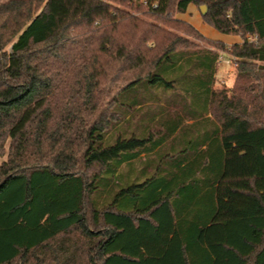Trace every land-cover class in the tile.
<instances>
[{
	"label": "trees",
	"instance_id": "16d2710c",
	"mask_svg": "<svg viewBox=\"0 0 264 264\" xmlns=\"http://www.w3.org/2000/svg\"><path fill=\"white\" fill-rule=\"evenodd\" d=\"M0 264H264V0L1 3Z\"/></svg>",
	"mask_w": 264,
	"mask_h": 264
},
{
	"label": "rangeland",
	"instance_id": "374dc122",
	"mask_svg": "<svg viewBox=\"0 0 264 264\" xmlns=\"http://www.w3.org/2000/svg\"><path fill=\"white\" fill-rule=\"evenodd\" d=\"M9 0H0L1 3H5ZM187 8V10L184 13H179L177 15V18H182L184 20H187L190 23H193V25L201 31L205 36L212 38V39H220L225 42H234L238 41L241 38L237 35H230L221 33L220 31L216 30L214 27L210 26L208 23H206L203 19V15L201 12V9L198 5L191 3ZM196 42L199 44H202L204 46H210L206 42L196 39ZM233 43L226 44L228 47L231 46ZM220 56V62L217 66V74H216V85L218 88L226 87L231 88L234 84V80L236 77V60L233 56L229 55L228 53L223 52L222 50L219 51Z\"/></svg>",
	"mask_w": 264,
	"mask_h": 264
},
{
	"label": "water",
	"instance_id": "95a60500",
	"mask_svg": "<svg viewBox=\"0 0 264 264\" xmlns=\"http://www.w3.org/2000/svg\"><path fill=\"white\" fill-rule=\"evenodd\" d=\"M201 10H202L203 12H205V10H206V6H205V5H202V6H201Z\"/></svg>",
	"mask_w": 264,
	"mask_h": 264
},
{
	"label": "crops",
	"instance_id": "0c3cea01",
	"mask_svg": "<svg viewBox=\"0 0 264 264\" xmlns=\"http://www.w3.org/2000/svg\"><path fill=\"white\" fill-rule=\"evenodd\" d=\"M220 40V39H219ZM223 41V40H222ZM225 42V41H224ZM236 42H240V39L238 41H234V42H230V43H236ZM226 44H230L228 42H225Z\"/></svg>",
	"mask_w": 264,
	"mask_h": 264
},
{
	"label": "built area",
	"instance_id": "2783aa9c",
	"mask_svg": "<svg viewBox=\"0 0 264 264\" xmlns=\"http://www.w3.org/2000/svg\"><path fill=\"white\" fill-rule=\"evenodd\" d=\"M220 62V58H219V60H218V63Z\"/></svg>",
	"mask_w": 264,
	"mask_h": 264
}]
</instances>
